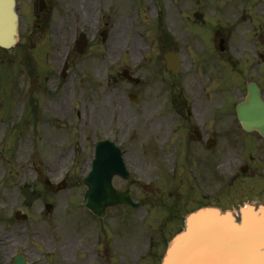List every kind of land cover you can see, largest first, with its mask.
Masks as SVG:
<instances>
[{
    "label": "rangeland",
    "instance_id": "obj_1",
    "mask_svg": "<svg viewBox=\"0 0 264 264\" xmlns=\"http://www.w3.org/2000/svg\"><path fill=\"white\" fill-rule=\"evenodd\" d=\"M57 8L48 29L33 28L32 44L26 40L31 22L21 18L17 46L0 48V254L22 248L14 243L22 239L44 259L53 241L81 237L95 248L101 240L111 264H136V246L145 249L154 238L162 252L186 212L199 204L222 200L236 210V201H264V177L249 174L243 182L263 178L262 188L225 196L238 186L224 187L230 146L221 141L218 165L209 161L211 152L198 154L171 105L181 95L179 107L191 108L211 134L234 124L247 81L264 87V0H58ZM83 30L92 45L79 54L73 47ZM168 37L180 52L175 77L166 70ZM125 69L142 83L124 79ZM102 138L121 145L131 172L130 180L115 176L114 186L130 188L141 206L109 208L99 220L81 204L86 187L79 179L90 171ZM64 178L66 188L56 192ZM25 184L41 192L30 205ZM45 203L53 209L48 212ZM17 211L28 218L17 220Z\"/></svg>",
    "mask_w": 264,
    "mask_h": 264
},
{
    "label": "water",
    "instance_id": "obj_2",
    "mask_svg": "<svg viewBox=\"0 0 264 264\" xmlns=\"http://www.w3.org/2000/svg\"><path fill=\"white\" fill-rule=\"evenodd\" d=\"M18 19L16 0H0L1 47L10 48L16 44ZM237 110L246 130L257 129L264 135V100L256 83L248 85V94ZM99 146L93 170L83 180L88 186L84 204L104 216L107 207L137 204L129 190L118 191L112 185L114 174L128 177L118 147L108 141H101ZM23 192L27 203L39 196L28 186ZM163 264H264V205L258 208L246 205L241 209L240 221L232 212L212 207L190 214L185 231L174 238Z\"/></svg>",
    "mask_w": 264,
    "mask_h": 264
},
{
    "label": "flooded vegetation",
    "instance_id": "obj_3",
    "mask_svg": "<svg viewBox=\"0 0 264 264\" xmlns=\"http://www.w3.org/2000/svg\"><path fill=\"white\" fill-rule=\"evenodd\" d=\"M17 2L21 18H24L25 21L31 22L26 40L32 44L34 36L33 28L42 26V28L48 29L51 26L53 17L58 10V0H17ZM82 32L85 31H81L79 34ZM79 34H76L75 37V50L77 48ZM87 39L88 46H91L92 42L89 39L88 34ZM102 41L106 42L107 40L104 41V38H102ZM165 44L168 46L167 51H178L176 44H173L171 37L166 39ZM168 73L175 77V75H173L170 71H168ZM173 100L171 105L173 106L175 104L177 106V121L179 125L186 129L187 144L193 145L197 148V150H200L198 151V154L211 152L208 153L209 161H211L214 165H218L215 164L214 159L217 160L218 157L223 155V148L219 147L221 141H225L226 144L230 146L231 152L226 155V159L228 164H233V167L228 173L227 185H224V187H232L236 183L238 186L235 185L231 192L225 196L230 198L236 196L238 193L246 194V192H249L248 188L253 186V188H262L261 182L263 178L261 180L257 179L256 184L254 185L252 182L251 184L243 182L242 177L247 176L248 174L249 179H254L256 178L255 176L264 177V136H262L258 131L247 132L244 130L239 123L237 113H235L234 116V124L226 125L224 128L219 127L217 130H214V134H211V131L206 127L205 121L200 120L193 115L191 108L183 110L179 107V104L183 102L181 95H176V98H173ZM187 102L188 100L186 99V103ZM187 106L191 107L188 103ZM204 155H206V153ZM217 191L219 192V190ZM219 195L220 194H216L214 198L217 199ZM235 203H232L235 207L240 205L237 201ZM206 204L224 206V202L222 200L208 201ZM14 243L16 245H22V248H16L11 253L2 255V258L9 261L8 264H16L15 257L20 254L19 252H21V255L25 257L27 263L30 264H111L109 258L106 257L105 252H101V240L96 241L95 244L99 246L96 248L93 247V242L87 241L81 237H74L70 240L63 241L55 240V242L53 241L51 243L53 250L56 251L62 248H71L74 252L49 253L48 255L50 257H54L53 260L51 258L41 259L39 257V253L31 249V243L28 240L17 239ZM156 245L157 244L153 241H150L149 245H147L145 249L136 246L134 249L135 252L131 254V257L137 258L136 264H141V261H149V264H160V260L166 247L164 245V251H162V253H157ZM102 250H104L103 247Z\"/></svg>",
    "mask_w": 264,
    "mask_h": 264
},
{
    "label": "bare ground",
    "instance_id": "obj_4",
    "mask_svg": "<svg viewBox=\"0 0 264 264\" xmlns=\"http://www.w3.org/2000/svg\"><path fill=\"white\" fill-rule=\"evenodd\" d=\"M133 54H134V55L136 54L135 50H134ZM158 126H159V124H158ZM158 126H156V127H158ZM166 157H167V158H169V157H170V154H169V152H167V153H166ZM87 168L89 169V167H87ZM84 171H86V169H85V168L82 170V173H84Z\"/></svg>",
    "mask_w": 264,
    "mask_h": 264
}]
</instances>
